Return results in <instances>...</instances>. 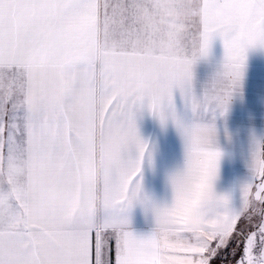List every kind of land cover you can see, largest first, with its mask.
<instances>
[{"label":"snow or ice","instance_id":"1","mask_svg":"<svg viewBox=\"0 0 264 264\" xmlns=\"http://www.w3.org/2000/svg\"><path fill=\"white\" fill-rule=\"evenodd\" d=\"M254 49L264 0H0V264H264V136L220 188ZM145 112L182 142L162 201Z\"/></svg>","mask_w":264,"mask_h":264},{"label":"crops","instance_id":"2","mask_svg":"<svg viewBox=\"0 0 264 264\" xmlns=\"http://www.w3.org/2000/svg\"><path fill=\"white\" fill-rule=\"evenodd\" d=\"M223 55V42L217 38L213 41L209 56L194 67L197 91L218 71ZM218 124L221 143L228 152L220 184L221 190H224L246 173L251 135L264 136V50L249 51L242 87L234 96L227 116L219 120ZM139 125L145 138L158 145L155 168L145 173V189L152 197L162 201L168 196V173L181 163L182 142L174 127L169 125L162 129L147 112L140 117ZM136 223L138 226L145 223L139 209Z\"/></svg>","mask_w":264,"mask_h":264}]
</instances>
